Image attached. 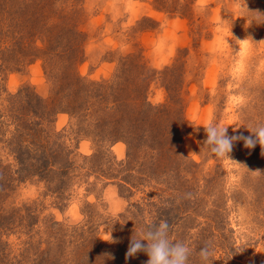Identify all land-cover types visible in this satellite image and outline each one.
Returning a JSON list of instances; mask_svg holds the SVG:
<instances>
[{
  "label": "rangeland",
  "instance_id": "obj_1",
  "mask_svg": "<svg viewBox=\"0 0 264 264\" xmlns=\"http://www.w3.org/2000/svg\"><path fill=\"white\" fill-rule=\"evenodd\" d=\"M209 121L264 122V0H0V264H146L162 220L264 264V149L217 159Z\"/></svg>",
  "mask_w": 264,
  "mask_h": 264
},
{
  "label": "clouds",
  "instance_id": "obj_2",
  "mask_svg": "<svg viewBox=\"0 0 264 264\" xmlns=\"http://www.w3.org/2000/svg\"><path fill=\"white\" fill-rule=\"evenodd\" d=\"M245 42L246 40L241 41V43ZM235 103L237 106H243L246 100L240 97L236 99ZM228 127L214 121H209L204 126L207 134L204 145L217 159L237 163L231 159V153L234 143L238 140L244 141L245 148L253 149L259 144L264 149V122H258L254 128L246 127L253 134V136L248 137L243 135L229 136ZM170 231V224L163 220L158 224L146 223L139 231L134 229L127 257H134L137 253L144 252L149 257L146 264H189L192 249L187 242L173 241ZM143 241L147 243L145 244ZM236 250L237 252L243 251V249ZM199 256L202 264H209L211 253L207 247H203L199 251Z\"/></svg>",
  "mask_w": 264,
  "mask_h": 264
},
{
  "label": "trees",
  "instance_id": "obj_3",
  "mask_svg": "<svg viewBox=\"0 0 264 264\" xmlns=\"http://www.w3.org/2000/svg\"><path fill=\"white\" fill-rule=\"evenodd\" d=\"M28 19H30V18H28ZM32 31H34V30H33V27H31L30 31L28 32L29 35H31V32H32ZM23 47H24V44H23ZM146 103H147V102H146ZM146 103L144 102V103L142 104V103H140V102H137V103H135V105H136L138 108H142L143 105H148L149 108L154 109V108H152V106H151L150 104H148V103L146 104ZM116 139H117V138H115L114 141H116Z\"/></svg>",
  "mask_w": 264,
  "mask_h": 264
}]
</instances>
